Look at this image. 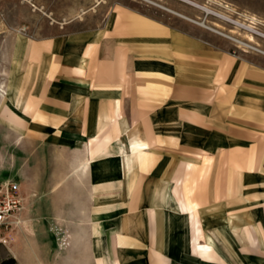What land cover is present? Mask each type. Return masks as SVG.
I'll return each mask as SVG.
<instances>
[{"label":"crops","instance_id":"crops-1","mask_svg":"<svg viewBox=\"0 0 264 264\" xmlns=\"http://www.w3.org/2000/svg\"><path fill=\"white\" fill-rule=\"evenodd\" d=\"M113 23L114 36H70L64 48L48 41L34 78L0 85V155L14 141L34 150L38 168L50 152L51 174L42 158L37 187L48 180L51 196L41 202L52 204L47 214L66 235L60 248L22 246L21 264H163L149 256L158 211L149 205L160 198L153 181L170 169L176 145L199 166L227 173L231 191L264 190V67L170 26L133 16ZM192 169L183 164L171 193L189 216L193 253L209 256L189 197Z\"/></svg>","mask_w":264,"mask_h":264},{"label":"rangeland","instance_id":"rangeland-1","mask_svg":"<svg viewBox=\"0 0 264 264\" xmlns=\"http://www.w3.org/2000/svg\"><path fill=\"white\" fill-rule=\"evenodd\" d=\"M203 8L210 9L212 15L205 14ZM169 9L184 18L167 12ZM217 14L251 25L257 36L216 18ZM115 16L119 19L133 16L156 23V26H170L264 67V0H0V85L5 81L9 83V78L18 74L27 73L34 78L38 72L37 59H34L38 56L36 53L51 50L48 41L52 39H59L57 47L64 48L61 41L70 36L90 35L98 31L105 37L116 35L111 27ZM208 28L247 43L250 49ZM126 29L122 33L124 38L129 33ZM249 36H253V42H249ZM141 40H147V37H141ZM2 146L0 143V152ZM176 146L170 169L153 181L155 194L160 198L149 205V209H158L155 219L149 222L150 260L163 264H264V190L253 193L252 197L236 188L231 191V188L223 186L225 178L222 177L227 173L199 166L194 154L183 153L179 148L181 145ZM27 151L28 154L13 141L8 153L0 155V181H16L21 186L24 199L19 224L6 233L5 239L10 238L9 242L6 245L0 243V264H21L22 258L16 253H20L25 245L39 243L60 248L66 243L65 229L62 231L47 214L52 204L41 202V197L50 199L51 196L48 180H45L43 191L37 187L42 158L43 174L45 177L51 174L50 152L44 157L39 156L40 166L37 168L32 154L34 150ZM186 162L193 165L188 177L189 197L197 205L204 236L199 242L212 247L209 256L193 253L189 216L179 210L171 193L173 177ZM62 168L65 167L61 165L56 170ZM249 199L255 202H247ZM42 225L43 231L40 230Z\"/></svg>","mask_w":264,"mask_h":264},{"label":"built area","instance_id":"built-area-1","mask_svg":"<svg viewBox=\"0 0 264 264\" xmlns=\"http://www.w3.org/2000/svg\"><path fill=\"white\" fill-rule=\"evenodd\" d=\"M23 209L19 184L14 180L0 181V243L4 242L6 233L19 224Z\"/></svg>","mask_w":264,"mask_h":264},{"label":"bare ground","instance_id":"bare-ground-1","mask_svg":"<svg viewBox=\"0 0 264 264\" xmlns=\"http://www.w3.org/2000/svg\"><path fill=\"white\" fill-rule=\"evenodd\" d=\"M182 1V0H181ZM187 1V0H186ZM189 2V1H188ZM184 3H186V2H184ZM190 3V2H189ZM187 4V3H186ZM202 11L205 13V14H207V15H212L211 14V10L210 9H207V8H203L202 9ZM83 14H85V13H83ZM218 15V17L216 16V18H219V19H221V20H223V21H225V22H227V23H229V24H231V25H233V26H235V27H237V28H240V29H243V30H246L247 32H249V33H251L252 35H254L255 34V32H254V28H252L251 27V25L250 26H247V25H244V24H241L240 22H238V21H234V20H232V19H230L229 17H226V16H224V15H221V14H217ZM184 18V17H183ZM252 20V19H251ZM203 24V23H202ZM201 24V25H202ZM252 24V23H251ZM205 25H203V27H204ZM208 29H210L211 31H214L215 33H219L220 35H222V36H225V37H227L228 39H230L231 41H233V42H235L236 44H238V45H241V46H243V47H246V48H249L250 49V46L249 45H246L245 43H243L242 41H240V40H238V39H236V38H234V37H232V36H228V35H226V34H224V33H221V32H219L218 30H215V29H212V28H208ZM258 32V31H257ZM256 35V34H255ZM257 36V35H256ZM253 37V36H252ZM251 36H249V42H253L254 41V39L252 38ZM252 49V48H251Z\"/></svg>","mask_w":264,"mask_h":264},{"label":"trees","instance_id":"trees-1","mask_svg":"<svg viewBox=\"0 0 264 264\" xmlns=\"http://www.w3.org/2000/svg\"><path fill=\"white\" fill-rule=\"evenodd\" d=\"M3 264H7V263H3Z\"/></svg>","mask_w":264,"mask_h":264}]
</instances>
